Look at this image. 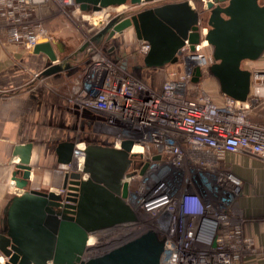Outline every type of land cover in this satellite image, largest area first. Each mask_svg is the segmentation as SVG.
<instances>
[{
  "label": "built area",
  "instance_id": "1",
  "mask_svg": "<svg viewBox=\"0 0 264 264\" xmlns=\"http://www.w3.org/2000/svg\"><path fill=\"white\" fill-rule=\"evenodd\" d=\"M53 4L70 18V12H83L77 0H0V40L29 51L44 40L52 42L45 8ZM208 30L200 27L194 48L185 40L160 88L102 48L81 68L66 69L72 72L70 102L95 117V129L108 147L121 149L124 142H133L131 168L121 180L122 187L128 186L123 199L164 240L160 264H248L260 253L257 240L245 232L241 202L246 182L236 169L245 159L256 160L264 174V68L248 69L246 101L222 92L213 97L202 87L213 64L205 51ZM150 49L149 43L140 45L138 54L145 58ZM196 69L203 73L199 83L194 82ZM73 143L67 168L83 175L88 144ZM138 157L142 163L136 167ZM253 188L249 196L256 198L258 186ZM135 221L90 237L100 241ZM90 250L84 260L92 257L86 258Z\"/></svg>",
  "mask_w": 264,
  "mask_h": 264
},
{
  "label": "water",
  "instance_id": "2",
  "mask_svg": "<svg viewBox=\"0 0 264 264\" xmlns=\"http://www.w3.org/2000/svg\"><path fill=\"white\" fill-rule=\"evenodd\" d=\"M199 1V0H195ZM84 11L99 12L109 7L136 6L112 17L99 32L108 39L133 27L140 45L149 43L144 58L148 68H164L177 60L185 40L200 43L202 14L191 0H77ZM207 41L213 47L215 63L210 75L215 77L221 92L238 101H246L251 74L243 69L244 61H257L264 54V4L261 0H208ZM103 21L98 23L102 25ZM34 53H45L51 65L44 74L59 73L69 64H59L53 44L44 40ZM203 73L196 69L194 82ZM94 120L95 117L84 114ZM133 142H124L121 149L88 144L85 149L84 173H68L66 195L29 189L32 144L15 148L19 161L14 173L16 186L24 191L15 196L7 209L6 224L0 230V251L6 264H160L164 240L147 230L138 237L88 258L89 236L116 224L137 219L124 201L128 186L121 185L125 171L132 163ZM58 161L72 162L74 143L59 144ZM122 193V197L120 194Z\"/></svg>",
  "mask_w": 264,
  "mask_h": 264
},
{
  "label": "crops",
  "instance_id": "3",
  "mask_svg": "<svg viewBox=\"0 0 264 264\" xmlns=\"http://www.w3.org/2000/svg\"><path fill=\"white\" fill-rule=\"evenodd\" d=\"M191 2L194 6L197 1ZM261 3L264 4V0ZM45 12L50 16L47 27L53 34L55 53L60 61L66 60L71 66L81 68L84 61L98 48H102L109 58L125 60L136 75L157 88L161 87L166 79V72L172 68L171 64L164 68L145 66L144 58L138 54L140 43L133 27L108 39V35L98 36L99 29L94 35H90L93 30L84 26L85 22L60 13L54 4L47 6ZM84 12L87 14L90 11ZM102 14L103 11L100 16ZM33 51L14 42L0 40V230L6 224L11 200L24 193L14 181L19 161L14 154L17 145L33 146L29 163V189L55 192L64 188L66 176L70 173L67 165L58 161L56 150L59 144L85 141L86 137L101 139L95 130V121L84 117L83 112L70 102L72 72L64 70L44 74L52 63L45 53ZM131 63L138 64L133 68ZM209 70L210 68L205 72L202 86L210 94L220 95V84L218 80H213ZM257 162L245 159L236 169L246 182V196L241 202L247 218L245 232L253 236L260 247L259 256L248 264H264V182L263 187L258 186V197L249 196L255 191L254 184L249 182L251 175L260 173L264 178L261 164L258 162L259 167L254 166ZM1 260L5 262L0 257V264H3Z\"/></svg>",
  "mask_w": 264,
  "mask_h": 264
},
{
  "label": "rangeland",
  "instance_id": "4",
  "mask_svg": "<svg viewBox=\"0 0 264 264\" xmlns=\"http://www.w3.org/2000/svg\"><path fill=\"white\" fill-rule=\"evenodd\" d=\"M205 3H206V1H204V0L202 1L201 0V1L197 2V3H195V5H194L196 10H198L200 12H203V14L201 16L202 17V22H204L203 26H206L205 24H206V21H207V17L209 15V11L206 9V6H205L206 4ZM118 8L119 7H116V8L115 7H109L107 9H104L102 16H99V17H97L98 14L94 15V13L92 11L87 12V14L84 13V16H85V19H86V22H85L84 26L89 27V28H91L93 30L90 33V35H94V33L96 31H98L97 29H99L101 31L112 17L118 15L121 11L126 9V7H123L122 9H118ZM91 14H92V16H91ZM101 21H103V24L102 25H98V23H100ZM88 34H87V36H88ZM131 36H134V35L132 34ZM129 37H130V35L127 36V38H129ZM84 38L86 39V36H84ZM205 51H207L208 53L211 54V62L215 63V59L213 57V51H214L213 47L210 45V46L205 48ZM137 64L138 63H131V66L133 65V68H134V66H137ZM242 67L245 70H248L249 68H264V55H262L257 61H254V62L253 61H244ZM136 73H137V71H136ZM212 78L215 81L217 80L213 76H212ZM221 95L222 94L220 92V95L218 94L217 96H214V94H213L212 96L215 97V98H219ZM98 132H100V131L98 130ZM86 139L87 140H85V142L87 144L98 143L102 147H108L107 141L104 140L102 137H101V139H100V137H98V138H96V140H95V138L92 139L91 137H86ZM136 160H137L136 161L137 162V166L136 167H138L142 163V160H141L140 157H138ZM249 162L250 161L246 162V164L248 165ZM254 166L255 167H259V163L258 162L255 163ZM130 168L131 167L129 166L128 169H130ZM254 175H256V176L254 177ZM249 182L253 183L254 185H257L259 187H263L264 178H263V176L260 173H258V174H254L253 173L251 175V178H250ZM55 193H61V194L66 195L67 191L65 192V191H63V188H61L60 190L55 191ZM137 215H136L137 216L136 221L134 223H132L129 226V228L124 229V230H119V231L115 230V232L113 234H111V235H109V236H107V237H105L103 239H100V242H102L101 243L102 245L101 246H100V244L98 246L94 245L95 249L92 251L91 254H96V256H97V255L106 253V252L110 251L112 248H115V247H117L119 245H122V244H124L126 242H129L130 240L138 237L145 230H149L150 229L149 220L145 216H142V215H139V214H137ZM121 231H123V232H121ZM93 240H95V238H93ZM0 257H3L4 261H5L3 263L2 260H1V263L6 264L8 259L4 255H2L1 253H0Z\"/></svg>",
  "mask_w": 264,
  "mask_h": 264
},
{
  "label": "bare ground",
  "instance_id": "5",
  "mask_svg": "<svg viewBox=\"0 0 264 264\" xmlns=\"http://www.w3.org/2000/svg\"><path fill=\"white\" fill-rule=\"evenodd\" d=\"M199 1H201V0H199ZM191 4H192V2H191ZM193 6V5H192ZM123 7H125V6H123ZM133 7H136V6H131V7H126V9H124L123 11H121L119 14H121V13H123L124 11H129V10H131ZM194 7V6H193ZM122 8V6H120L118 9H121ZM134 9V8H133ZM83 11V10H82ZM102 11H104V9L102 10ZM102 11H99V12H94V11H92L94 14H98V16H100V14L102 13ZM84 13H86V12H82V13H77V12H70V14H71V18H78V19H80V20H82L83 22H86V19H85V16H84ZM109 22V21H108ZM49 42H51V40L49 41ZM52 43V42H51ZM170 65V64H169ZM80 173V172H79ZM81 174V173H80ZM82 178H88V175L87 174H85L84 172H83V175H82ZM64 189V188H63ZM67 192H68V189H67ZM121 232H123V231H121ZM91 236V235H90ZM89 236V241H88V246H89V248L91 249L90 251H89V253L86 255V258L88 257V256H90V255H92V256H96V254H91L92 253V251L95 249V247H94V245H96V246H98L99 244H100V246L102 245L101 243L102 242H100V241H96V239L95 240H93V238H91ZM101 253V252H100ZM8 259V258H7Z\"/></svg>",
  "mask_w": 264,
  "mask_h": 264
},
{
  "label": "flooded vegetation",
  "instance_id": "6",
  "mask_svg": "<svg viewBox=\"0 0 264 264\" xmlns=\"http://www.w3.org/2000/svg\"><path fill=\"white\" fill-rule=\"evenodd\" d=\"M121 224H122V223H121ZM117 225H118V224H116V225H114V226H112V227L115 228Z\"/></svg>",
  "mask_w": 264,
  "mask_h": 264
},
{
  "label": "trees",
  "instance_id": "7",
  "mask_svg": "<svg viewBox=\"0 0 264 264\" xmlns=\"http://www.w3.org/2000/svg\"><path fill=\"white\" fill-rule=\"evenodd\" d=\"M197 2H199V1H197ZM197 2H196V3H197Z\"/></svg>",
  "mask_w": 264,
  "mask_h": 264
}]
</instances>
